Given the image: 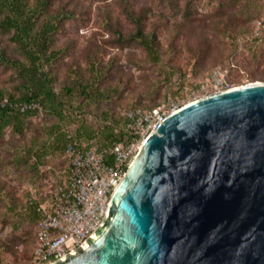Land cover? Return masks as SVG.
<instances>
[{
	"label": "rangeland",
	"instance_id": "rangeland-1",
	"mask_svg": "<svg viewBox=\"0 0 264 264\" xmlns=\"http://www.w3.org/2000/svg\"><path fill=\"white\" fill-rule=\"evenodd\" d=\"M129 11L139 15L145 30L155 31L157 60L129 39L135 30ZM53 15L60 17V30L52 36L51 48L59 54L45 69L54 75V90L63 92L66 111L79 113L88 130L120 120V112L136 103L177 99L183 104L191 89L210 87L215 70L229 86L264 81V26L257 28V21L264 19V0H50L37 24ZM0 51L21 56L9 32L1 29ZM93 61L102 71L104 97L64 93V87L78 79L91 80ZM0 88L14 96L23 94L14 68L0 64ZM57 123L55 115L41 111L25 120L22 132L7 128L0 138L2 264L32 262L36 221L27 197L31 191L51 189L69 162L60 143L57 150L50 148L58 136ZM42 148L48 154L39 161L34 152Z\"/></svg>",
	"mask_w": 264,
	"mask_h": 264
},
{
	"label": "water",
	"instance_id": "water-1",
	"mask_svg": "<svg viewBox=\"0 0 264 264\" xmlns=\"http://www.w3.org/2000/svg\"><path fill=\"white\" fill-rule=\"evenodd\" d=\"M44 264H264V81L167 113L94 232Z\"/></svg>",
	"mask_w": 264,
	"mask_h": 264
},
{
	"label": "built area",
	"instance_id": "built-area-1",
	"mask_svg": "<svg viewBox=\"0 0 264 264\" xmlns=\"http://www.w3.org/2000/svg\"><path fill=\"white\" fill-rule=\"evenodd\" d=\"M263 26L264 19L257 21L258 29ZM222 77V72L215 70L210 87L200 84L197 89H191L188 101L205 95L201 93L204 90L217 91L232 87ZM7 103L6 98L0 99L1 105ZM180 105L177 99H171L151 107L125 109L123 114L129 139L110 145L100 144L99 129L89 136L80 135L77 125L66 131L64 149L69 161L68 171L58 177L49 190V196L36 203L39 219L31 264H44L58 259L94 232L106 213L113 188L144 137L155 123ZM41 108L38 101L21 104V110Z\"/></svg>",
	"mask_w": 264,
	"mask_h": 264
},
{
	"label": "trees",
	"instance_id": "trees-1",
	"mask_svg": "<svg viewBox=\"0 0 264 264\" xmlns=\"http://www.w3.org/2000/svg\"><path fill=\"white\" fill-rule=\"evenodd\" d=\"M49 3L50 0H34L32 2L29 0H0V29L9 32V40L21 54L17 58L0 51V64L14 68L22 79L24 88V92L20 96L6 93L4 89L0 88V99L6 98L8 100L7 104H0V138L5 134L7 128H10L15 133L22 132L25 127V120L28 117L36 115L38 112L46 111L55 115L58 120L54 127L58 136L53 138V145H50L51 150H57L59 143L60 146H65L66 131L74 125H77V131L82 136H89L94 130L99 129L98 140L103 146L129 139V133L125 128L126 118L123 111L134 106L151 107L154 105L136 103L120 112V120L112 123H103L89 130L80 121L79 113L72 116L64 108L63 92L54 90V75L45 69L46 64L53 62L59 54V49L51 48V39L54 33L60 30V17H58L59 15H53L37 24L40 15L49 6ZM128 15L135 23V30L131 33L129 39L140 44L150 57L157 60L160 55L155 31L153 29L145 30L143 21L133 11H129ZM90 69L92 71L91 80L81 83V80L78 79L72 82L71 85L64 87V93L69 95L77 92L83 98L102 99L104 93L101 92L99 85L102 73L101 68L96 65V61H93ZM27 101H38L42 108L21 110V104ZM62 140L63 142H61ZM30 152L31 149L27 151L28 154ZM34 154L40 161L41 157L48 154V151L46 148H42L39 154L36 152ZM67 171L68 166L60 175L67 173ZM49 190L31 191L27 197V207L32 219L36 221L35 230L39 219L36 203L48 197ZM32 254L33 249L31 256Z\"/></svg>",
	"mask_w": 264,
	"mask_h": 264
}]
</instances>
